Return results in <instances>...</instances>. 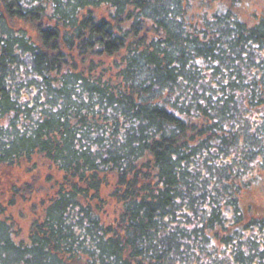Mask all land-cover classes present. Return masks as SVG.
I'll return each instance as SVG.
<instances>
[{
  "label": "trees",
  "instance_id": "trees-1",
  "mask_svg": "<svg viewBox=\"0 0 264 264\" xmlns=\"http://www.w3.org/2000/svg\"><path fill=\"white\" fill-rule=\"evenodd\" d=\"M241 1L0 0V264L188 258L211 186L194 167L234 196L237 174L212 164L246 145L235 112L264 108V6L248 23ZM27 194L44 198L19 238L7 207ZM204 211L201 228L218 223Z\"/></svg>",
  "mask_w": 264,
  "mask_h": 264
},
{
  "label": "rangeland",
  "instance_id": "rangeland-1",
  "mask_svg": "<svg viewBox=\"0 0 264 264\" xmlns=\"http://www.w3.org/2000/svg\"><path fill=\"white\" fill-rule=\"evenodd\" d=\"M263 6L264 0H242L240 3L242 11L239 14L248 23H253L258 16L255 14H260ZM26 28L29 34L34 35L32 28ZM263 50L264 47L258 48L257 52L262 53ZM252 66L262 69L264 63L262 65L252 64ZM14 77L16 78L17 75ZM31 84L32 80L28 75L18 79V88L22 96L26 88L33 89ZM42 107L41 109H44ZM246 108L251 111L249 117L245 109H239L234 114V123L239 124L237 132L241 142L246 145L241 148L233 161H225L219 156L217 159L220 161L212 164L214 167H231L232 171L237 174L231 182L235 186L233 192L235 197L220 188L213 189L212 181L215 179L212 175H205L200 169L201 166H198L203 163L202 161H198V165L194 167L195 182L204 185L209 183L211 186L208 185L207 200L201 204L204 206L195 207V212L190 216L191 221L197 223L196 230L187 234L185 243L188 245L183 255L188 254V258H182L181 264H264V117L256 118L257 114L264 112V108L258 105H246ZM3 123L6 125L8 121L4 120ZM230 149L231 154L235 155L238 148L233 146ZM231 169L226 168L223 175L225 177H228L227 174L231 175ZM33 171L34 168L30 171L23 170V178L17 184H22L25 179L29 180ZM50 172L53 171H41L38 179L34 181L35 185L48 186L46 174ZM55 176L58 175L55 174ZM5 185L6 194L0 196V202L4 204L6 203L4 198L8 199L11 196L8 186ZM108 187L110 190L111 184ZM42 198H44L42 195L36 194H27L24 198L18 195L15 202L7 207V213L11 214L19 229V238L26 237L30 222L41 210L42 205L39 202ZM235 207L240 211H236L233 215ZM204 208H208V211L214 209V214H218L216 216L218 223L201 228L198 221L208 216ZM221 210L222 216L219 214ZM113 211L114 203L110 202L105 211L110 219L114 216ZM242 212L245 213V217L241 220ZM231 215H233L232 218H224L231 217Z\"/></svg>",
  "mask_w": 264,
  "mask_h": 264
}]
</instances>
